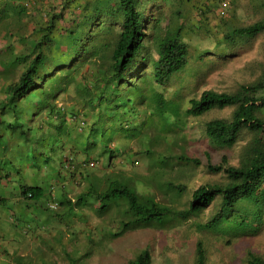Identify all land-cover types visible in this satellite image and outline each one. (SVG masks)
<instances>
[{"label":"trees","instance_id":"trees-1","mask_svg":"<svg viewBox=\"0 0 264 264\" xmlns=\"http://www.w3.org/2000/svg\"><path fill=\"white\" fill-rule=\"evenodd\" d=\"M225 1L0 0V123L12 127L22 126L20 120L32 122L33 136L43 140L33 150L37 146L39 155L48 158L45 150L51 147L55 157L52 165L40 160L42 165L30 162L27 169L37 173L46 170L47 182L67 174L83 189L74 201L79 206L88 204L80 199L89 192H95L99 201L124 199V219L108 220L114 228L118 226L111 238L141 227L164 229L175 221L199 216L215 203L217 207L202 231L223 239L257 233L264 227V68L258 78L232 92L205 89L187 101L166 99L155 90L148 96L129 94L134 81L149 77L157 85L164 84L187 68L193 56L201 64L227 56L240 43L235 42L231 49V33L252 39L264 31V19L248 25L217 23L213 26L220 35L210 43L214 38H208L212 33L210 18ZM193 12L196 20L190 17ZM195 37L204 42L192 56ZM150 95L155 96L161 117H178L179 123L171 132L176 148L183 149L180 142L186 139L188 118L224 107H232L229 118L203 122L207 145L210 149H231L244 141L235 163L225 154L218 163H207L206 169L221 174L222 179L197 186L183 208L134 190L123 177L109 180L121 171L110 170L117 152L111 148V138L104 137L107 115L116 107L145 103L152 99ZM158 145L166 146L165 141ZM107 152L109 161L102 166L107 174L98 178L93 170ZM164 155L159 164L150 161L148 166L165 167L172 161L200 165L198 158L183 151ZM3 177L10 178L0 173V179ZM31 182L28 178L22 186V198L37 199L43 194V187ZM157 187L173 191L178 199L186 185L168 179L157 181ZM67 201L74 203L68 197ZM121 215L119 212L117 217ZM206 253L204 242L198 239L193 264H206ZM68 260L78 259L68 256ZM244 261L264 264V258L251 250L246 251ZM151 262L150 250L143 248L127 264Z\"/></svg>","mask_w":264,"mask_h":264},{"label":"rangeland","instance_id":"rangeland-1","mask_svg":"<svg viewBox=\"0 0 264 264\" xmlns=\"http://www.w3.org/2000/svg\"><path fill=\"white\" fill-rule=\"evenodd\" d=\"M220 9L223 12L218 14ZM217 10L210 18L212 33L208 38L219 37L213 26L217 23L248 25L264 19V0H227ZM190 17L196 20L197 15L193 12ZM230 37L231 49L235 42L240 43L232 51L229 50L227 56L220 55L213 62L207 61L208 67L197 63L193 56L201 49L199 43L204 40L193 38V57L187 68L170 76L162 85L155 84L149 77L134 81L129 94L148 96L155 90L166 99L179 101L183 98L187 101L189 96H198L205 89L232 92L240 84L255 80L264 68V31L252 39L232 33ZM0 44L3 45L1 39ZM150 98L145 103L116 107L107 115L104 137L111 138V148L117 152L112 158L110 170L121 171L120 176L112 174L109 180L123 177L134 190L152 193L159 202L183 208L197 186L222 179L221 174H212L206 169L207 163H218L224 154L235 163L244 141L231 149H210L207 145L201 129L203 122L214 117L229 118L232 107H224L210 110L197 118H188L187 136L185 141L180 142L183 149L176 148L171 132L179 123L178 117L168 114L161 117L155 96L150 95ZM20 122L22 126L12 127L6 126L5 122L0 123V173H7L10 177L0 179V264H127L143 248L150 250L151 264H193L198 239L206 247V264H245L247 250L264 258V227L257 233L223 239L218 238L216 233L202 231L206 230L203 224L216 209V203L205 208L199 216L175 221L164 229L141 227L111 238L110 234L118 230V226L114 228L108 220L112 217L124 219V199L105 198L99 201L95 192H89L84 199H80L88 204L79 206L74 201L80 198L78 195L83 189L74 185L67 174L63 172L65 178L47 182L46 170L37 173L27 169L30 162L42 165L40 160L52 165L55 153L48 147L45 150L47 158L39 155L37 146L33 150L35 144L43 140L33 136L32 122ZM163 141L166 146H159ZM181 151L198 158L200 165L189 166L172 161V165L165 167L148 166L150 161L159 164L165 153ZM108 161L107 152L100 157L93 170L98 178L107 174L102 166ZM163 173L165 176L161 175ZM28 178L32 180V185L43 187V194L37 199H25L20 195ZM168 179L185 183L186 188L180 198L176 199L173 191L166 192L157 187V181L166 182ZM87 185L86 182L84 186ZM67 197L74 203H68ZM52 202L57 204V208L49 206ZM120 205L121 208H118ZM119 212L122 215L117 217ZM64 252L71 259L78 260L70 262Z\"/></svg>","mask_w":264,"mask_h":264},{"label":"clouds","instance_id":"clouds-1","mask_svg":"<svg viewBox=\"0 0 264 264\" xmlns=\"http://www.w3.org/2000/svg\"><path fill=\"white\" fill-rule=\"evenodd\" d=\"M49 206L52 207V208H57V204L56 203H53V202L51 204H49Z\"/></svg>","mask_w":264,"mask_h":264},{"label":"crops","instance_id":"crops-1","mask_svg":"<svg viewBox=\"0 0 264 264\" xmlns=\"http://www.w3.org/2000/svg\"><path fill=\"white\" fill-rule=\"evenodd\" d=\"M20 200V198H18Z\"/></svg>","mask_w":264,"mask_h":264}]
</instances>
